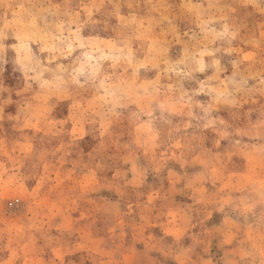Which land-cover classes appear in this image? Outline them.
<instances>
[{
  "label": "rangeland",
  "instance_id": "obj_1",
  "mask_svg": "<svg viewBox=\"0 0 264 264\" xmlns=\"http://www.w3.org/2000/svg\"><path fill=\"white\" fill-rule=\"evenodd\" d=\"M0 264H264V0H0Z\"/></svg>",
  "mask_w": 264,
  "mask_h": 264
}]
</instances>
